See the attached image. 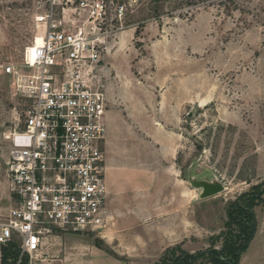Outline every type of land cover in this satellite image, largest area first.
<instances>
[{
	"label": "rangeland",
	"instance_id": "rangeland-1",
	"mask_svg": "<svg viewBox=\"0 0 264 264\" xmlns=\"http://www.w3.org/2000/svg\"><path fill=\"white\" fill-rule=\"evenodd\" d=\"M77 1L0 0L3 213L13 206L7 137L22 126L28 106L3 68L19 66L25 48L42 32L36 17L50 7L59 14ZM106 1L123 6L125 15L102 55L98 75L105 90L108 84L115 90L125 118L133 111L130 119L136 121L130 124L140 136L133 141L144 143L147 154L151 150L154 172L162 180L160 194L170 198L163 206L172 221L174 209L182 206L186 228L194 233L178 246L196 255L226 231L229 204L264 187V0ZM160 147L165 153L157 155ZM189 169L196 179L216 176L225 191L199 200V190L187 180ZM231 230L237 233L238 227ZM144 238V229L134 239L128 227L111 239L54 230L32 264H163L182 257L181 250L164 254L166 249H149ZM222 242L214 244L218 250Z\"/></svg>",
	"mask_w": 264,
	"mask_h": 264
},
{
	"label": "built area",
	"instance_id": "built-area-1",
	"mask_svg": "<svg viewBox=\"0 0 264 264\" xmlns=\"http://www.w3.org/2000/svg\"><path fill=\"white\" fill-rule=\"evenodd\" d=\"M124 7L78 0L59 14L36 17L40 44L6 65L14 92L28 102L10 133L7 177L11 206L0 216V249L14 242L15 264L37 259L47 236L97 234L112 224L103 153L107 102L99 63L122 29Z\"/></svg>",
	"mask_w": 264,
	"mask_h": 264
},
{
	"label": "crops",
	"instance_id": "crops-1",
	"mask_svg": "<svg viewBox=\"0 0 264 264\" xmlns=\"http://www.w3.org/2000/svg\"><path fill=\"white\" fill-rule=\"evenodd\" d=\"M105 97L106 132L101 150L107 208L112 224L104 232L103 239H111L125 227L129 228V234L135 239L144 229L143 240L147 247L162 251L179 245L189 237H195L193 231L186 228L182 206L174 209L177 211L175 221L169 217L168 207L163 206L170 198L160 194L162 180L154 172L151 150L147 154L144 143L138 145L133 141L136 136L140 137L130 124L133 111L128 112L129 119L125 118L118 107L119 97L110 84L106 86ZM142 129L146 130V127ZM141 138L144 139V136ZM156 153L162 155L165 152L160 147ZM2 210L3 207L0 208V216L5 215L8 209L4 213ZM254 219L255 234L238 264H264V201L254 208ZM103 260L107 261L101 258Z\"/></svg>",
	"mask_w": 264,
	"mask_h": 264
},
{
	"label": "trees",
	"instance_id": "trees-1",
	"mask_svg": "<svg viewBox=\"0 0 264 264\" xmlns=\"http://www.w3.org/2000/svg\"><path fill=\"white\" fill-rule=\"evenodd\" d=\"M264 187L259 193L243 194L233 202H231L226 210L227 221L224 225L225 232H221L212 241V245L196 255L184 253L180 246H175L165 250L173 252L174 250H181L182 257L177 259H170L163 264H194V260L204 259L205 264H238L241 254L247 249L256 231V221L254 219V208L264 199ZM232 226L238 227V232L231 230ZM223 240L220 250L215 247L218 240ZM96 247L100 248V243H95ZM3 256L0 264H15L18 257L17 245L12 242L8 246L3 247ZM24 260L23 264H26Z\"/></svg>",
	"mask_w": 264,
	"mask_h": 264
},
{
	"label": "water",
	"instance_id": "water-1",
	"mask_svg": "<svg viewBox=\"0 0 264 264\" xmlns=\"http://www.w3.org/2000/svg\"><path fill=\"white\" fill-rule=\"evenodd\" d=\"M187 180L192 188L199 190V200L215 197L225 191L224 185L216 176L209 179H196L189 169Z\"/></svg>",
	"mask_w": 264,
	"mask_h": 264
},
{
	"label": "bare ground",
	"instance_id": "bare-ground-1",
	"mask_svg": "<svg viewBox=\"0 0 264 264\" xmlns=\"http://www.w3.org/2000/svg\"><path fill=\"white\" fill-rule=\"evenodd\" d=\"M41 41V37L40 36H36L33 40V42H35L36 44H40Z\"/></svg>",
	"mask_w": 264,
	"mask_h": 264
}]
</instances>
